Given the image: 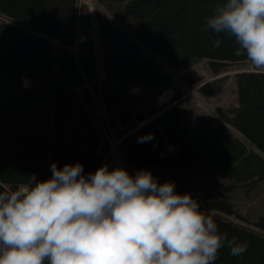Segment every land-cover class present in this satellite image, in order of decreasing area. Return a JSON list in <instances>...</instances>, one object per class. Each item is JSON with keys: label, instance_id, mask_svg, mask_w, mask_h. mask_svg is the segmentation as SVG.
Masks as SVG:
<instances>
[{"label": "trees", "instance_id": "16d2710c", "mask_svg": "<svg viewBox=\"0 0 264 264\" xmlns=\"http://www.w3.org/2000/svg\"><path fill=\"white\" fill-rule=\"evenodd\" d=\"M94 1L99 7L82 2L79 13L80 0H0V189L49 178L53 162L58 168L79 162L84 175L93 173L111 158L116 137L128 173L129 167L169 165L176 191L186 167L227 178L229 187L263 181L264 74L253 67L235 74L238 105L216 107L194 128L182 123L179 103L150 108L151 120L139 128L132 107L145 98L131 87L157 96L179 92L162 65L142 54L143 45L202 90L210 83L200 63L211 70L249 63L234 55V38L202 30L220 0ZM80 31L87 40L77 42ZM24 77L31 78L30 87L23 86ZM197 201L220 232L248 244L240 257L222 248L215 264H264V216L252 222L212 193Z\"/></svg>", "mask_w": 264, "mask_h": 264}, {"label": "clouds", "instance_id": "9594fccd", "mask_svg": "<svg viewBox=\"0 0 264 264\" xmlns=\"http://www.w3.org/2000/svg\"><path fill=\"white\" fill-rule=\"evenodd\" d=\"M204 25L234 38V55L264 74V0H220ZM51 173L0 189V264H215L222 248L234 257L248 249L148 170L133 177L102 165L84 175L79 162H53Z\"/></svg>", "mask_w": 264, "mask_h": 264}, {"label": "rangeland", "instance_id": "374dc122", "mask_svg": "<svg viewBox=\"0 0 264 264\" xmlns=\"http://www.w3.org/2000/svg\"><path fill=\"white\" fill-rule=\"evenodd\" d=\"M80 1L81 3L78 8L79 13L82 2L83 4H89L90 8H95L94 0ZM101 15L106 17V15L102 14V12ZM114 23H117L122 31H126V27L120 24L117 20H115ZM95 28L97 30L98 48L101 51L98 25ZM127 35L131 36L130 33ZM81 37H84L87 40V36L80 31V33L77 34V41H80V39L81 41H84ZM141 49L143 55L153 57L162 65L163 69L170 74L172 84L174 88L179 89V92L176 93V90L169 89L157 96L155 90L145 91L138 87H131L130 92L133 95L141 94L145 98L144 102L138 101L133 104V111L136 112V114L143 113L146 115L150 108H165L170 107L175 103H179L181 105L182 123H187L192 128L198 124L204 115L213 113L216 107L221 106L222 108H228L238 105L237 80L235 74L237 72L252 69V66L249 63H243L230 65L224 70H211L206 68L204 63H200L199 67L201 68V73L205 76V83H210L209 88L202 90L199 86H189L183 80V72L176 70L172 67L169 61L164 59L161 55L154 53L148 46L143 45ZM99 64L101 67L100 78H102L105 76V71L103 69L101 57L99 58ZM4 82L2 83L4 84ZM22 84L24 87H30L32 85L31 78L24 77ZM167 93L169 94L170 99L166 98L168 97ZM180 93L183 94L181 97ZM3 95L4 94L0 91V98H3ZM101 113L107 122L108 116L103 110H101ZM147 119L149 120L150 118ZM217 122L221 123L222 120L218 119ZM116 127L118 129L122 128L118 121H116ZM233 130L239 137L248 143L237 130L234 128ZM109 131L114 134L115 129L109 126ZM121 141L122 139H118L116 137L113 148V150H115L112 151L111 158H109L105 163L109 170L117 167L125 169L126 167L125 160L119 148ZM169 149L170 152L173 151V149ZM141 170L150 171L153 179L156 180L157 183L168 182L173 178V169H171L169 165L129 167L128 169L129 174L133 177ZM229 184L230 182L227 178H223L216 173L201 175L199 174V171H196L192 167H186L180 171V178L177 182L176 192H186L196 200H199L206 194L212 193L214 197H219L226 201H232L236 205L237 209L252 222L257 221L261 216H264V180L253 188L250 186L229 187Z\"/></svg>", "mask_w": 264, "mask_h": 264}, {"label": "water", "instance_id": "95a60500", "mask_svg": "<svg viewBox=\"0 0 264 264\" xmlns=\"http://www.w3.org/2000/svg\"><path fill=\"white\" fill-rule=\"evenodd\" d=\"M135 119L137 120L138 123L145 122V124H146L148 122L146 115H144L143 113L136 114ZM145 124H143V125H145Z\"/></svg>", "mask_w": 264, "mask_h": 264}, {"label": "crops", "instance_id": "0c3cea01", "mask_svg": "<svg viewBox=\"0 0 264 264\" xmlns=\"http://www.w3.org/2000/svg\"><path fill=\"white\" fill-rule=\"evenodd\" d=\"M164 94H166V93H164ZM167 95H168L167 99H168V98L170 99V96H169V94H168V93H167ZM167 95H166V96H167Z\"/></svg>", "mask_w": 264, "mask_h": 264}, {"label": "bare ground", "instance_id": "6f19581e", "mask_svg": "<svg viewBox=\"0 0 264 264\" xmlns=\"http://www.w3.org/2000/svg\"><path fill=\"white\" fill-rule=\"evenodd\" d=\"M167 98V97H166ZM164 103V102H163Z\"/></svg>", "mask_w": 264, "mask_h": 264}, {"label": "built area", "instance_id": "2783aa9c", "mask_svg": "<svg viewBox=\"0 0 264 264\" xmlns=\"http://www.w3.org/2000/svg\"><path fill=\"white\" fill-rule=\"evenodd\" d=\"M84 39V38H83ZM81 40V39H80Z\"/></svg>", "mask_w": 264, "mask_h": 264}]
</instances>
